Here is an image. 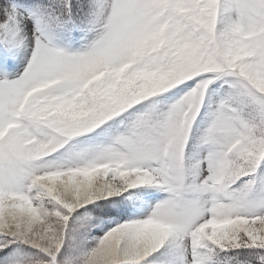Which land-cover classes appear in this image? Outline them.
Listing matches in <instances>:
<instances>
[{"label":"snow or ice","instance_id":"1","mask_svg":"<svg viewBox=\"0 0 264 264\" xmlns=\"http://www.w3.org/2000/svg\"><path fill=\"white\" fill-rule=\"evenodd\" d=\"M0 264H264V0H0Z\"/></svg>","mask_w":264,"mask_h":264}]
</instances>
